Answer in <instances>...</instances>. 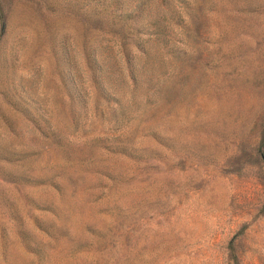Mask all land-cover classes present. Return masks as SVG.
Segmentation results:
<instances>
[{"label":"rangeland","instance_id":"1","mask_svg":"<svg viewBox=\"0 0 264 264\" xmlns=\"http://www.w3.org/2000/svg\"><path fill=\"white\" fill-rule=\"evenodd\" d=\"M0 264H264V0H0Z\"/></svg>","mask_w":264,"mask_h":264},{"label":"trees","instance_id":"2","mask_svg":"<svg viewBox=\"0 0 264 264\" xmlns=\"http://www.w3.org/2000/svg\"><path fill=\"white\" fill-rule=\"evenodd\" d=\"M159 18V17H158Z\"/></svg>","mask_w":264,"mask_h":264}]
</instances>
